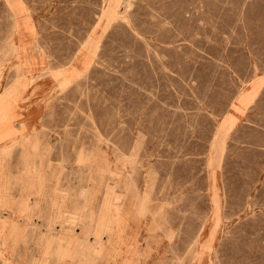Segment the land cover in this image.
Wrapping results in <instances>:
<instances>
[{
    "label": "rangeland",
    "instance_id": "obj_1",
    "mask_svg": "<svg viewBox=\"0 0 264 264\" xmlns=\"http://www.w3.org/2000/svg\"><path fill=\"white\" fill-rule=\"evenodd\" d=\"M0 170V264H264V0H0Z\"/></svg>",
    "mask_w": 264,
    "mask_h": 264
},
{
    "label": "bare ground",
    "instance_id": "obj_2",
    "mask_svg": "<svg viewBox=\"0 0 264 264\" xmlns=\"http://www.w3.org/2000/svg\"><path fill=\"white\" fill-rule=\"evenodd\" d=\"M109 1V0H108ZM8 3V2H7ZM24 3V2H23ZM22 4V3H21ZM25 4V3H24ZM106 5H108V4H106ZM23 6V5H22ZM19 8V7H18ZM23 8H25V7H23ZM26 8H27V10H28V7L26 6ZM110 8V7H109ZM105 13H107V11L105 12ZM23 14V13H22ZM29 14V13H28ZM109 14H110V12H109ZM108 14V15H109ZM16 15V14H15ZM107 15V14H106ZM24 18V17H23ZM22 18V19H23ZM14 20V19H13ZM25 20V19H24ZM24 20H22V21H24ZM106 20V19H105ZM27 21V20H26ZM20 23V22H19ZM14 24H15V22H14ZM34 25V24H33ZM25 28H26V26H25ZM25 28H24V30H25ZM27 30V29H26ZM30 30V29H29ZM33 34V33H32ZM13 41V40H12ZM92 43V42H91ZM90 43V44H91ZM90 55V54H89ZM29 67H30V65H29ZM67 67V66H66ZM76 69V68H75ZM33 73V72H32ZM37 74V73H36ZM31 75V74H30ZM68 79V78H67ZM30 81V80H29ZM248 97V96H247ZM252 98V97H251ZM4 114V113H3ZM21 128V127H20ZM9 129V128H8ZM19 137V136H18ZM22 138H23V136H22ZM222 138V137H221ZM4 143V142H3ZM6 143V142H5ZM1 171V170H0ZM26 191V190H25ZM82 191V190H81ZM85 191V190H84ZM41 192V191H40ZM39 192V193H40ZM3 193V192H2ZM1 193V195H4V194H2ZM23 193H24V191H23ZM27 193V192H26ZM30 193V192H29ZM119 194V193H118ZM9 195V194H8ZM12 195V194H11ZM24 195V194H23ZM26 195V194H25ZM40 195V194H39ZM86 195V194H85ZM84 195V196H85ZM24 198V197H23ZM3 199V198H2ZM16 199H18V198H16ZM3 200H7V199H3ZM2 200V201H3ZM10 200H11V198H10ZM13 200V199H12ZM121 200V199H120ZM14 201V200H13ZM6 202V201H5ZM10 202V201H9ZM3 203V202H2ZM11 203V202H10ZM23 203V202H22ZM30 203V202H29ZM39 204V203H38ZM5 205H6V203H5ZM32 205V204H31ZM10 206H11V204H10ZM13 206V205H12ZM30 206V205H29ZM8 207V206H7ZM15 207V206H14ZM37 207V206H36ZM118 207H120V206H118ZM33 208V207H32ZM249 209V208H248ZM14 210V209H13ZM119 210V209H118ZM185 210V209H184ZM183 213V212H182ZM77 215V214H76ZM218 216V215H217ZM75 218V217H74ZM123 218V217H122ZM77 219V218H76ZM0 220H2V219H0ZM75 221V220H74ZM123 221V220H122ZM5 223V222H4ZM3 224V223H2ZM7 224V223H6ZM36 225V224H35ZM72 235V234H71ZM199 236V235H198ZM148 238V237H147ZM198 243V242H197ZM194 244V243H193ZM196 244V243H195ZM197 248V247H196ZM173 249V248H172ZM194 252V251H193ZM197 253V252H196ZM180 258V257H179ZM177 260V259H176ZM56 261V260H55Z\"/></svg>",
    "mask_w": 264,
    "mask_h": 264
}]
</instances>
